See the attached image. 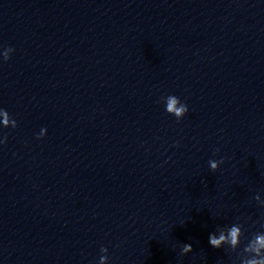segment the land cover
I'll list each match as a JSON object with an SVG mask.
<instances>
[{"label": "clouds", "instance_id": "9594fccd", "mask_svg": "<svg viewBox=\"0 0 264 264\" xmlns=\"http://www.w3.org/2000/svg\"><path fill=\"white\" fill-rule=\"evenodd\" d=\"M15 51L13 47H7L3 53L2 58L4 62H7L9 59H11V54ZM166 104V112L170 115H173L177 121L182 119L185 114L188 113L189 108L186 103L181 102V100L175 96V95H169L162 98ZM0 117H2V120H0V124L4 128L11 127L15 129L17 127V121L13 119L10 114L5 110L0 108ZM47 129L41 128L40 133L37 135V139H41L46 135ZM7 142V135L3 137V139H0V144H5ZM219 152V149H216L215 154ZM224 163L223 159L220 160H212L210 159L208 161L209 167L212 171H216L220 164ZM256 200H259V195L255 196ZM240 236H241V229L237 225H233L229 230L227 236L224 234V232H220L219 236L215 234L209 235V243L214 248H220L222 243L229 242L231 246L235 247L240 242ZM264 249V233H257L254 235V238L250 239L249 242L245 245L243 248L244 252H254L255 256L250 258H244L241 261V264H264V253L261 252V250ZM100 251L102 253L107 252V248H101ZM192 246L190 244H183V247L181 249V254H187L192 252ZM108 257L105 255H101L99 264H106Z\"/></svg>", "mask_w": 264, "mask_h": 264}]
</instances>
